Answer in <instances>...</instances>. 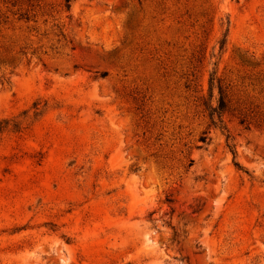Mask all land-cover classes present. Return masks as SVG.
<instances>
[{
  "label": "rangeland",
  "instance_id": "obj_1",
  "mask_svg": "<svg viewBox=\"0 0 264 264\" xmlns=\"http://www.w3.org/2000/svg\"><path fill=\"white\" fill-rule=\"evenodd\" d=\"M3 118L0 264H264V0H0Z\"/></svg>",
  "mask_w": 264,
  "mask_h": 264
},
{
  "label": "trees",
  "instance_id": "obj_2",
  "mask_svg": "<svg viewBox=\"0 0 264 264\" xmlns=\"http://www.w3.org/2000/svg\"><path fill=\"white\" fill-rule=\"evenodd\" d=\"M69 0H64V5L68 6ZM227 29H225L224 33L222 34V37L217 41L218 46L217 50L218 52L222 49L224 42H225V35H226ZM212 56V54H211ZM215 62H212L214 65ZM102 75L104 72L101 73ZM213 90H215V93H213ZM199 104L201 105L203 111L205 112V115L208 120V125L218 128L221 131L226 132L225 125L222 121V115L224 113L228 114H235V117L238 119V122L240 124H243L246 121V118L240 113V110L237 105V101H233V103H230V99L227 98L226 94L224 93V88L220 85V82L218 79L214 77V71L211 70L208 73L207 77V87L205 90V94H201L198 97ZM9 119L3 118L0 120V133H2L7 126L9 125ZM249 123V122H248ZM253 123H256V121H253ZM12 131H18L20 129L19 122H15L11 124ZM264 130V126H263ZM226 140L228 136L226 135ZM206 132H201L197 140L206 143L207 141ZM226 147L230 150L231 157H232V164L234 167L239 168V164L234 160L235 157V151L233 149V146L231 144H226ZM192 162L191 159L187 160V165H190Z\"/></svg>",
  "mask_w": 264,
  "mask_h": 264
}]
</instances>
